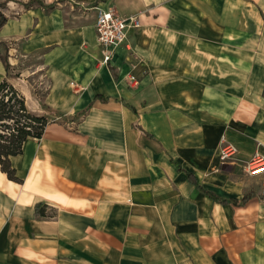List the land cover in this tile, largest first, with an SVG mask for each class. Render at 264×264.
Instances as JSON below:
<instances>
[{
    "label": "crops",
    "instance_id": "1",
    "mask_svg": "<svg viewBox=\"0 0 264 264\" xmlns=\"http://www.w3.org/2000/svg\"><path fill=\"white\" fill-rule=\"evenodd\" d=\"M95 1L22 5L0 28L5 43L27 33L44 91L1 62L0 81L50 118L10 156L23 181L0 170V264H264V170L245 172L264 155V30L242 31L232 0ZM240 1L264 21V0ZM98 7L139 20L108 63Z\"/></svg>",
    "mask_w": 264,
    "mask_h": 264
},
{
    "label": "trees",
    "instance_id": "2",
    "mask_svg": "<svg viewBox=\"0 0 264 264\" xmlns=\"http://www.w3.org/2000/svg\"><path fill=\"white\" fill-rule=\"evenodd\" d=\"M21 4L25 8H30L34 4L42 7H52L54 2L46 5L42 0H28ZM6 20L5 14L0 11V28ZM8 50L7 43L0 41V62L6 71V76H8L10 68ZM87 109L79 112L75 117L80 116ZM49 122L50 118L46 114L39 115L28 109L24 95L8 82L7 79L0 81V170L6 174L8 179L17 182L23 181V177L11 166L10 156L21 154L23 144L28 138H41ZM187 176L190 181L203 191L202 187L195 182L194 177L190 173H187ZM204 192L221 204L232 203L234 205H243L254 195L253 192H248L240 199H224L210 191ZM36 213L38 216H45V206L37 205Z\"/></svg>",
    "mask_w": 264,
    "mask_h": 264
},
{
    "label": "rangeland",
    "instance_id": "3",
    "mask_svg": "<svg viewBox=\"0 0 264 264\" xmlns=\"http://www.w3.org/2000/svg\"><path fill=\"white\" fill-rule=\"evenodd\" d=\"M21 1H26V0H0V11L6 15V18L7 16L17 17L18 16L17 14L19 12L24 11L22 9L24 7L20 5ZM43 1L46 2L47 0H43ZM52 1H55L58 7H67L72 10H77L76 8L77 7L79 8L80 4H88V3L91 4L94 0H52ZM99 1L101 2L102 0H96L95 3ZM231 8L234 10V12L232 13V18L234 20H238L239 18L243 20L244 25L242 31H246V32L248 30L253 31V29H256V31H258L259 28L264 30V25H262L264 24V21H261L260 18L256 20L254 14L255 7L252 6L250 3L248 2L243 3L240 0H232ZM255 20L257 21V23ZM26 34L27 33H23L22 34L23 37L21 36L14 37L11 38L9 41H7V45L9 47L8 55L10 56L9 52L12 51L11 55H13L14 57H18L19 59L21 58L22 62L20 66L26 68L24 76L19 75V72L13 73V71L9 68L12 76L11 78H13V80L17 82V85L19 86H21L20 84L27 85L28 87L34 90V93L42 97L44 86H42V88L40 89L37 88L36 80H34V76L30 72V69L32 68V63H31V56H28L30 50L28 49L29 45L26 43L27 42Z\"/></svg>",
    "mask_w": 264,
    "mask_h": 264
},
{
    "label": "built area",
    "instance_id": "4",
    "mask_svg": "<svg viewBox=\"0 0 264 264\" xmlns=\"http://www.w3.org/2000/svg\"><path fill=\"white\" fill-rule=\"evenodd\" d=\"M138 25L139 20L135 16H120L110 7L97 8L95 31L97 41L102 47L103 63L110 61L114 50L125 41L128 30ZM129 80L134 81V78L130 77ZM235 152L233 145L224 142L220 150V160L225 162ZM262 170H264V155L256 152L253 158L245 164V172L252 175Z\"/></svg>",
    "mask_w": 264,
    "mask_h": 264
}]
</instances>
